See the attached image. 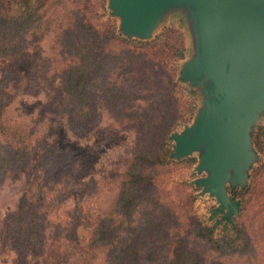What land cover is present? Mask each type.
<instances>
[{
	"label": "trees",
	"instance_id": "trees-1",
	"mask_svg": "<svg viewBox=\"0 0 264 264\" xmlns=\"http://www.w3.org/2000/svg\"><path fill=\"white\" fill-rule=\"evenodd\" d=\"M48 33L63 54L60 71L69 112L93 123L107 109L138 137L110 205L91 201L84 206L92 227L88 244L103 249L104 264H229L226 257L263 264L264 198L248 211L259 167L242 187L231 190L238 205L231 215L213 205L199 212L193 189L178 204L168 197V186L195 162L193 156L171 155V134L198 109V90L175 75L177 61L185 57L182 34L167 27L152 38L123 35L106 0H0V56L17 53ZM5 104L0 91V180L8 170L42 175L38 193L24 199L1 227L22 258L47 240L44 221L52 202L73 184L74 155L12 120ZM252 139L258 150L264 149V125L255 128ZM191 237L202 240L213 256L207 259L191 246ZM54 238L48 243L51 254Z\"/></svg>",
	"mask_w": 264,
	"mask_h": 264
},
{
	"label": "rangeland",
	"instance_id": "rangeland-1",
	"mask_svg": "<svg viewBox=\"0 0 264 264\" xmlns=\"http://www.w3.org/2000/svg\"><path fill=\"white\" fill-rule=\"evenodd\" d=\"M116 1L106 0L107 10L115 18L118 31L127 36L129 33L122 22V9ZM194 18L190 5L182 0L171 1L157 12L155 27L150 37H146L152 38L167 27H174L182 34L186 46L185 57L177 61L175 75L179 81L195 87L199 92L198 111L189 122L175 131L174 137L192 133L209 106L208 97L203 92L205 78L194 80L185 75L186 67L196 56L199 42ZM62 60L63 54L53 33L32 38L17 53L0 56V91L6 99L7 115L33 130L44 141L71 149L74 155L69 170L73 184L62 199L52 202L44 221L47 240L43 246L27 250L22 258L1 227L6 218L21 209L24 199L38 193L42 175L37 177L25 170H8L4 173L0 180V264H104L103 249L88 244L92 227L83 214L84 206L91 201L101 207L110 205L118 192L119 180L138 137L133 127L124 126L107 109H103L100 119L93 123H84L69 112L60 71ZM258 125H264V101L256 108L246 126L250 156L242 160L243 177H234L230 168L229 177L224 181V192L234 201L231 190L242 187L249 181L248 176L253 168L259 167L257 193L248 211L264 198V149L258 150L252 139ZM173 143L176 146V138ZM173 152L175 158L181 155L177 147ZM207 152V145H203L184 153L193 156L195 162L179 173L168 186V197L173 204H178L193 189L199 212H207L213 205L227 213L231 210V202L220 200L210 190V182L206 181L213 171V167L202 165ZM234 209L230 211L231 214ZM51 236L55 237L54 254H51L53 248L48 246ZM58 236L59 241L56 240ZM188 243L202 250L207 259L214 254L198 238L191 237ZM226 259L229 264H239L236 258Z\"/></svg>",
	"mask_w": 264,
	"mask_h": 264
},
{
	"label": "water",
	"instance_id": "water-1",
	"mask_svg": "<svg viewBox=\"0 0 264 264\" xmlns=\"http://www.w3.org/2000/svg\"><path fill=\"white\" fill-rule=\"evenodd\" d=\"M171 1L176 0H117L127 36L150 37L157 12ZM182 1L191 6L199 32L196 56L185 75L205 78L203 92L209 106L192 133L171 134L176 138L173 150L177 147L180 158L207 145L202 165L213 171L206 181L220 200L231 202L230 211L235 208L232 213H236L237 200L225 194L224 181L230 168L234 177H243L242 160L250 156L246 126L264 101V0Z\"/></svg>",
	"mask_w": 264,
	"mask_h": 264
}]
</instances>
